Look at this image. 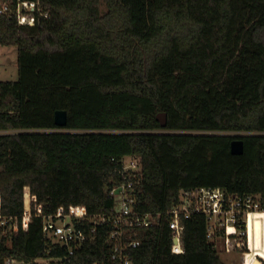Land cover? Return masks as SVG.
<instances>
[{
	"label": "trees",
	"instance_id": "16d2710c",
	"mask_svg": "<svg viewBox=\"0 0 264 264\" xmlns=\"http://www.w3.org/2000/svg\"><path fill=\"white\" fill-rule=\"evenodd\" d=\"M21 1L0 0V46L15 49L17 69L0 82V131H28L0 136V264L64 258L41 217L22 218L24 195L33 214H108L124 157L141 164L135 209L160 216L138 231L133 264H225V239L240 255L248 239L246 264L264 261V217L250 218L247 238L218 228L208 240L206 219L192 215L175 255L166 216L202 187L250 197L264 213V0H37L47 16L20 20ZM111 230L86 229L65 264H117Z\"/></svg>",
	"mask_w": 264,
	"mask_h": 264
},
{
	"label": "built area",
	"instance_id": "2783aa9c",
	"mask_svg": "<svg viewBox=\"0 0 264 264\" xmlns=\"http://www.w3.org/2000/svg\"><path fill=\"white\" fill-rule=\"evenodd\" d=\"M7 11L8 7L3 6L0 8V15L5 14ZM35 14L42 15L43 17L47 16L46 13L40 14L37 0L21 1L15 10V15L20 20L30 19ZM21 132L28 131L3 130L0 131V136ZM118 172L123 182L108 191V195L113 201V207L108 214L87 217L83 214L66 215L56 213L51 216H43L41 206H37L33 214L30 207V198L27 194L24 195L22 218L30 221L32 217H41L44 238L65 248L64 258L38 259L33 264H65L69 258L75 255L76 250L85 241L86 229H89L91 233L94 232L96 226H104L107 223H110L112 227L106 242L112 253V260L116 261L117 264H133L131 251L136 249L141 243V240L137 239L138 231L156 226L160 216L151 213L141 214L135 209V190L133 189V184L139 180L141 173V164L138 158L124 157L120 161ZM251 212H257L264 216L263 212L258 211V204L250 197L230 196L222 190L205 187L181 192L177 204L166 212V216L169 219L168 229L171 231V253L179 255L184 252L182 246L184 222L192 215L203 216L206 219V237L208 240H212L214 232L218 228L224 230L225 236L230 234L237 236L245 234L247 238L246 222L247 216ZM89 222L91 223L90 228ZM4 223L5 221L2 222V224ZM238 223L245 224V232L237 229ZM247 250L249 252L248 239ZM247 253L242 255V261L239 264H246L245 257ZM257 259L264 262L259 257ZM3 264L30 263L16 258H8Z\"/></svg>",
	"mask_w": 264,
	"mask_h": 264
},
{
	"label": "rangeland",
	"instance_id": "374dc122",
	"mask_svg": "<svg viewBox=\"0 0 264 264\" xmlns=\"http://www.w3.org/2000/svg\"><path fill=\"white\" fill-rule=\"evenodd\" d=\"M17 79V69H16V52L12 47H3L0 46V82H9L15 81ZM236 135V134H233ZM226 242V243H225ZM225 243V244H224ZM229 243L226 239L223 243L218 242V244H223L221 251V260L225 264H239L242 261V255L226 247V244ZM226 248V249H225ZM220 249V248H218ZM260 264H264L259 259Z\"/></svg>",
	"mask_w": 264,
	"mask_h": 264
},
{
	"label": "water",
	"instance_id": "95a60500",
	"mask_svg": "<svg viewBox=\"0 0 264 264\" xmlns=\"http://www.w3.org/2000/svg\"><path fill=\"white\" fill-rule=\"evenodd\" d=\"M156 120L161 127L166 125V116L160 113L156 116ZM54 124L58 128H63L66 125V114L63 111H56L54 113ZM230 153L232 155H241L243 153V142L241 140H232L230 143Z\"/></svg>",
	"mask_w": 264,
	"mask_h": 264
},
{
	"label": "bare ground",
	"instance_id": "6f19581e",
	"mask_svg": "<svg viewBox=\"0 0 264 264\" xmlns=\"http://www.w3.org/2000/svg\"><path fill=\"white\" fill-rule=\"evenodd\" d=\"M258 217H264V216L262 214L257 213V212H251V213L248 214L247 222H246L247 230H248V224H249L250 218H258Z\"/></svg>",
	"mask_w": 264,
	"mask_h": 264
}]
</instances>
